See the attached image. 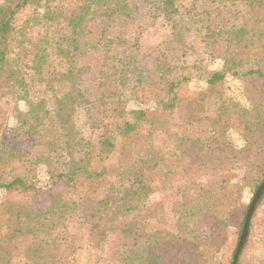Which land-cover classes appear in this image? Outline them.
Wrapping results in <instances>:
<instances>
[{"label": "trees", "instance_id": "16d2710c", "mask_svg": "<svg viewBox=\"0 0 264 264\" xmlns=\"http://www.w3.org/2000/svg\"><path fill=\"white\" fill-rule=\"evenodd\" d=\"M181 1L138 0L171 27L151 82L136 59L114 53L140 49L139 38L111 32L117 21L133 22L128 0H0V264H223L213 262L217 236L203 232L204 222L227 230L240 203L230 183L237 166L254 194L264 181V0H198L185 14ZM228 7H239L236 22ZM191 36L221 63L196 92L176 75ZM86 74L103 77L93 100ZM228 78L240 82L247 108L227 95ZM128 86L133 100L154 106L128 108ZM8 99L25 105L12 128L1 106ZM86 103L105 112L96 141L76 126ZM39 166L43 189L35 185ZM157 192L161 200L144 205ZM46 197L50 205L34 209ZM263 205L264 193L236 264H264V213L256 217ZM248 207L224 264L233 263ZM256 225L263 257L243 261Z\"/></svg>", "mask_w": 264, "mask_h": 264}, {"label": "rangeland", "instance_id": "374dc122", "mask_svg": "<svg viewBox=\"0 0 264 264\" xmlns=\"http://www.w3.org/2000/svg\"><path fill=\"white\" fill-rule=\"evenodd\" d=\"M129 3L134 8V19L133 22H127L125 20H120L113 23L111 30L112 34H124L128 39H134L135 37L140 39V49L137 51L125 50L123 48H115L114 53L116 56H121L125 60L130 58L136 59L137 63L141 66L143 70V75L148 81H155V59L158 55L159 49H162L167 45V42L171 40V27L168 24V21L162 17L153 19L147 13L142 3L138 0H128ZM195 8L199 7L198 0H182L180 3V9L182 12H186L185 9L189 8L192 10L191 6ZM192 12V11H190ZM190 14V13H189ZM240 10L239 7L230 8L226 11V16L231 21L236 22L239 18ZM186 16V15H185ZM190 42H192V49L187 51L179 61L176 75H186L188 77V82L185 84V88L189 92H196L202 90L206 87V75L207 72L218 70L221 67V63L216 60L210 53L209 49L205 48L202 44L197 43V41L191 36ZM196 46L199 47L200 51L196 52ZM116 70V69H114ZM83 82L88 90V99L93 100L96 98L94 91L103 90L98 85L103 81L100 75L86 74L83 76ZM112 88V87H110ZM227 95L235 102H238L241 107L247 108L248 104L243 99L241 94V85L240 82L236 81L233 78L227 79ZM130 86H128L125 91H123L124 97L127 98V107L128 108H138V109H149L154 106L153 102L146 104H140L132 99L130 94ZM98 92V91H97ZM96 92V93H97ZM2 108L6 111L7 128H12L16 124L15 111H24L25 105L21 101L8 99L6 102L1 104ZM105 112L102 108H97L95 104H85L81 106L76 114V126L80 131L83 137L88 140L96 141L99 135V130L95 127L100 118L103 120L105 117ZM228 138L233 143L234 147L240 149L243 145L241 137L233 130H229ZM10 132L7 130L3 134L4 142H8L10 139ZM1 139V138H0ZM18 149L21 151H26L29 149V145H20ZM192 156L195 155V152L191 153ZM232 178L230 183L232 185H237V188L241 190L240 203L238 206H235V212L232 213L230 219L228 220L227 230L219 226L218 223L206 219L203 226V232L206 234H215L217 237L213 243H215L216 256L213 262H223L230 257L232 251L235 247L236 242V226L245 211V208L249 206L254 193L251 188L247 185L246 169L244 166H237L231 172ZM48 184V177L46 170L43 166L37 168L35 185L37 188L43 189ZM61 187L58 185L55 189V192H58ZM3 196V191H0V201ZM163 197V193H154L147 198L144 205L149 206L154 203H157ZM50 198H40L36 200L33 204L34 209H43L50 205ZM264 213V205L258 210L256 217L257 220L261 218ZM257 225L254 227V232L252 233V238L249 246L247 247L244 255L243 261H249L258 263L263 257V249L259 243V231ZM113 237L108 238V242L101 250V258L107 253L109 242ZM213 264V263H212Z\"/></svg>", "mask_w": 264, "mask_h": 264}, {"label": "water", "instance_id": "95a60500", "mask_svg": "<svg viewBox=\"0 0 264 264\" xmlns=\"http://www.w3.org/2000/svg\"><path fill=\"white\" fill-rule=\"evenodd\" d=\"M264 193V181L263 183L259 186L258 190L256 191V193L254 194L252 201L248 207L247 213H246V218H245V223L242 229V233L241 236L239 238L238 244H237V248L235 251V254L233 256V263L232 264H236L237 263V259L238 256L244 246L246 237H247V233H248V228H249V224H250V220L252 217V214L255 210V206L258 203L259 199L261 198L262 194Z\"/></svg>", "mask_w": 264, "mask_h": 264}]
</instances>
